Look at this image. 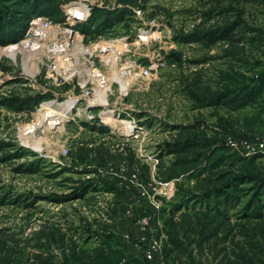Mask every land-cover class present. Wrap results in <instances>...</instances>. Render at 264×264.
<instances>
[{"label":"rangeland","instance_id":"1","mask_svg":"<svg viewBox=\"0 0 264 264\" xmlns=\"http://www.w3.org/2000/svg\"><path fill=\"white\" fill-rule=\"evenodd\" d=\"M45 1L62 17L83 0ZM91 1L103 17L126 11L91 40L125 38L123 58L159 62L149 85H135L118 105L148 134L90 127L84 114L36 150L22 128L55 98L20 78V55L16 65L0 53V264H102L101 251L126 263L107 236L129 232L146 209L167 264H264V219L243 218L264 184V152L228 145L231 136L264 137V97L246 96L264 76V0ZM8 6L23 8V0H0V14ZM245 176L254 180L241 184L244 193L214 213L215 192ZM187 196L203 206L175 207Z\"/></svg>","mask_w":264,"mask_h":264},{"label":"built area","instance_id":"2","mask_svg":"<svg viewBox=\"0 0 264 264\" xmlns=\"http://www.w3.org/2000/svg\"><path fill=\"white\" fill-rule=\"evenodd\" d=\"M79 2L78 7L75 4L63 7L60 20L42 14L31 17L24 37L2 46L0 53L9 56L16 65L17 56H21L18 75L28 80L27 83L37 92H51L55 99L48 103L57 101L63 95L67 96L65 101L72 100L74 104L69 111L68 120H75L86 114L90 127H104L113 134L144 138L148 134L144 126L122 118L119 114L123 109L118 105L120 98L127 95L135 85H149L152 72L159 62L150 58L149 63L144 64L137 58H123L120 50L125 38L87 40L78 25L89 22L92 9L97 4L91 0ZM72 7L77 9L71 10ZM53 86H67V89L60 93L54 91ZM102 95H105L104 100H101ZM110 97L114 98L112 102H109ZM127 109L129 110L128 107ZM109 114L119 119L122 126L129 127V134H123L121 127L110 125L106 121ZM228 145L244 155H254L264 152V137L239 139L231 136ZM169 185H164L167 192L172 188ZM152 221L151 214H145L137 220L139 235L136 245L141 247L149 262L167 264L162 257L159 239L150 236ZM132 235L130 232L125 233L123 239L133 240ZM116 264H125V261Z\"/></svg>","mask_w":264,"mask_h":264},{"label":"trees","instance_id":"3","mask_svg":"<svg viewBox=\"0 0 264 264\" xmlns=\"http://www.w3.org/2000/svg\"><path fill=\"white\" fill-rule=\"evenodd\" d=\"M19 7L8 6V10H4L0 14V27H2V30H1L2 33L0 35V44L1 45L2 44L6 45V44H9L11 42L18 41L24 35V33L27 29L28 20H30L31 17L34 15H38V14H42V13H43L42 15H44V13H45V14H47L46 16H50L51 18H53L55 20H60L62 18V17H60L61 15H60V11H58V8H56L54 10V8H53L54 6H51L50 4L47 5L45 0H23V8H19ZM124 13H126V11H123V13L119 14V15L113 14L112 18L106 17V16L103 17L102 12L94 9V11L92 13V17L90 18L89 22L87 24L81 25L79 27V29L83 33H85L87 40H89L92 36H94V35L97 36V35L101 34L106 28L111 27V25L113 24V22L115 20H119L121 17L124 16ZM260 95L262 98L261 100H263V97H264V76H261V80H260L259 84L254 89H250L248 92H246V96L248 98L257 99V96H260ZM191 145H194V144H185V146L183 145L181 147H183V149H188V147H191ZM181 147L176 148V149H180ZM235 180L236 181L233 183H231V181L225 183L223 188H219L215 192V194L218 195V197H221V200L217 201V203L214 204L215 207H214V205L209 204L211 207V208H209L210 210H212V207H214L213 208V209H215L213 211L214 213L222 214L223 210L218 208V207H220L219 206L220 203L225 204V202H226V204H228L231 201L232 194H235L237 192L244 193L245 188H243L241 184L245 183L247 181H253L254 179L252 176H245V177L237 178ZM262 186L258 187L257 192L255 194H253V196L248 201V203L245 204V206L243 207L245 209V210H243V212L246 215V216H243V218L264 219V189L262 190ZM229 189H232V191L228 192ZM207 196L213 197L214 192H209V194ZM195 201L196 202L198 201L197 196H192V198L187 196V198L183 199L181 202L176 204L177 206H175V207L180 208L181 206H184V208L187 209V207L190 208L191 205H194V206H191V208L193 210H196L197 207L203 206V204H201V203L195 204L196 203ZM201 201H202V199H199V202H201ZM204 203H205V201H204ZM207 203H208V201H207ZM181 208H183V207H181ZM147 212H149V210L146 209L143 212V215H145ZM127 231H129V230H127ZM123 235H124L123 233H119V234L112 233L111 235L107 236L106 241L109 244V247H110L109 249H111V251L115 252V254H116L115 257H117L118 260H122L123 258H125L126 259L125 264H139V263L142 264L141 261H139L132 254H129L127 252V247H126L125 241L124 242L121 241V238L123 237ZM106 241L103 243H106ZM165 257H166V259L168 257L166 250H165ZM96 258H98V260L100 259L102 264H104V263L105 264H112L114 262L112 260L110 261L109 256H106L105 254H103V251H101L100 257L96 256ZM144 260H146L145 257H144ZM85 264H87V263H85Z\"/></svg>","mask_w":264,"mask_h":264},{"label":"bare ground","instance_id":"4","mask_svg":"<svg viewBox=\"0 0 264 264\" xmlns=\"http://www.w3.org/2000/svg\"><path fill=\"white\" fill-rule=\"evenodd\" d=\"M14 52L15 48L12 49V53ZM104 99L105 95H102L101 100ZM73 104L74 102L72 100H68L64 103H58L54 101L52 103L44 105L42 109L35 114V120L29 124H26L22 128L25 142L33 146L36 150H41V140L48 139L46 136L49 132L62 128L63 124L69 119V111L72 108ZM106 121L113 127H121L124 130L123 134H129L130 128L125 124V126H122L120 120L116 117L109 114L106 117ZM47 149H50V147Z\"/></svg>","mask_w":264,"mask_h":264},{"label":"crops","instance_id":"5","mask_svg":"<svg viewBox=\"0 0 264 264\" xmlns=\"http://www.w3.org/2000/svg\"><path fill=\"white\" fill-rule=\"evenodd\" d=\"M134 226L132 227L131 230H129L130 233H133V240H124L123 237L121 238V241H125L126 247H127V252L129 254H132L136 259L142 262V264H152L148 263L144 260L143 252L141 250L140 246L136 245L137 237L139 235V228L137 227L136 223L133 224ZM153 225V224H152ZM151 225V233L150 236H153L155 238H158V233L156 232L155 226ZM127 232V233H129ZM140 264V263H139Z\"/></svg>","mask_w":264,"mask_h":264}]
</instances>
